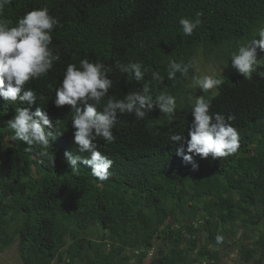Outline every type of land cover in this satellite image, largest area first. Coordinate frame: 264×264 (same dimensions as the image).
Segmentation results:
<instances>
[{
    "label": "trees",
    "instance_id": "1",
    "mask_svg": "<svg viewBox=\"0 0 264 264\" xmlns=\"http://www.w3.org/2000/svg\"><path fill=\"white\" fill-rule=\"evenodd\" d=\"M45 5L61 24L51 45L61 59L26 87L43 94L37 104L61 132L50 129L55 138L47 151L54 163H38V156L24 150L26 142L12 140L6 127L15 108L28 105L0 99V253L17 242L22 264H145L160 241L149 264H218L219 251L242 228L241 240L252 242L238 247L240 258L263 264L264 66L245 79L232 67L231 53L264 26V0H11L4 16L15 26L26 12ZM197 12L203 13L202 24L184 35L180 18ZM225 48L230 60L211 111L235 115L232 124L241 137L236 154L216 159L191 154L197 170L177 155L180 145L169 133L187 138L194 119L195 99L183 93L185 102L172 123L158 108L143 120L124 114L113 129L114 143L95 141L114 161L109 180L99 182L79 162V174L71 172L64 153L79 154L71 108L54 104L69 63L87 58L111 66L109 95L118 98L140 89L151 71L165 77L154 95L173 94L191 84L195 67L187 78L177 73L169 80L170 61H197L200 51L207 59ZM117 61H140L151 71L136 82L115 68ZM218 234L224 236L219 246Z\"/></svg>",
    "mask_w": 264,
    "mask_h": 264
},
{
    "label": "clouds",
    "instance_id": "2",
    "mask_svg": "<svg viewBox=\"0 0 264 264\" xmlns=\"http://www.w3.org/2000/svg\"><path fill=\"white\" fill-rule=\"evenodd\" d=\"M10 3L11 0H0V99L10 104L18 102L28 106L15 108V115L7 121L6 127L14 133L12 140L26 142L24 150L38 156V163L45 165L47 161L53 164L54 159L47 151L51 147L50 139L55 138L50 129L55 128L57 135L61 130L53 125L43 107L37 104L38 99H44L43 94L38 95L26 85L29 81L47 76L54 63L61 59L58 50L51 47L53 30L61 24L45 5L26 12L15 26H10L12 21L4 16L5 7ZM202 15V12H197L194 18H180L179 24L184 35L193 34L202 24ZM258 52H264V26L259 27L256 35L238 45L231 53L232 67L245 79H251L252 74L264 66V58H257ZM196 64L194 59L187 62L170 61L167 78L176 80L177 73L187 78L189 70ZM219 66L221 70L218 76H193L191 84L183 92L195 99L191 108L194 119L187 138L181 132L169 133L170 141L180 145L176 149L177 155L191 163L193 170H197L199 166L191 154L201 158L209 155L213 159L226 158L236 154L240 148V133L232 124L236 119L235 115L226 116L211 111L216 89L224 85L219 77L227 69L224 64ZM115 68L136 82L145 81L146 74L151 71L140 61H128L126 64L117 61ZM112 70L111 66L102 61H90L87 58L80 60L78 65L69 63L62 82L55 88V106L60 108L68 105L71 108L75 129L74 143L79 153L74 155L65 151L64 159L73 174H79V164L89 166L91 175L99 182L107 181L113 175L110 169L114 161L97 147L95 141L102 138L107 143H114L116 136L113 129L121 115L134 114L137 120H143L149 112L158 108L168 122L172 123L179 107L177 97L169 90L158 91L154 95V91L163 85L165 79L159 71H151L150 80L123 98L109 95V90L114 87V81L109 76ZM191 85L202 92L194 97L190 91ZM33 105H38L34 111ZM185 144L189 154H185ZM37 148L40 150L34 151ZM215 242L218 246L223 244L224 236L218 234Z\"/></svg>",
    "mask_w": 264,
    "mask_h": 264
},
{
    "label": "rangeland",
    "instance_id": "3",
    "mask_svg": "<svg viewBox=\"0 0 264 264\" xmlns=\"http://www.w3.org/2000/svg\"><path fill=\"white\" fill-rule=\"evenodd\" d=\"M241 42L238 44L240 45ZM227 53L229 54V49L225 48L223 51H220V53L213 52L210 54H206L207 59L204 58L202 55V52H198V60L197 64L195 66L196 68V75L195 76H200V75H212L215 74V77L219 75L221 67L219 64H227L229 63L230 60V54H229V59L226 62L225 58ZM211 59V60H209ZM190 91L192 92L193 96L199 95L202 90L199 88H195L192 85L190 86ZM218 92V89H216V93ZM174 95L178 94V99L177 103L179 106L183 105L185 102V96L183 94V91L180 93H174ZM203 95V93H202ZM236 234L229 237L227 239V244L225 247L221 248L218 254V264H253L251 262L247 263L244 262L240 256H239V249L242 244L246 243H251V239H243L241 240V237L244 235V230L242 228H237L236 229ZM160 245V241H157L155 243V247H153L147 256V258L144 260L145 264H149L151 256L155 253L156 246ZM258 252V251H257ZM0 264H22L21 260L19 258V248L17 242L11 244L5 251L0 253ZM51 264H56L55 262ZM264 264V262H263Z\"/></svg>",
    "mask_w": 264,
    "mask_h": 264
}]
</instances>
